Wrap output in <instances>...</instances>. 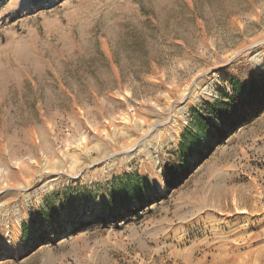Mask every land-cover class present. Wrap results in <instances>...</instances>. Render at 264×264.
I'll return each mask as SVG.
<instances>
[{"label":"rangeland","instance_id":"rangeland-1","mask_svg":"<svg viewBox=\"0 0 264 264\" xmlns=\"http://www.w3.org/2000/svg\"><path fill=\"white\" fill-rule=\"evenodd\" d=\"M0 69V264H264V0H0Z\"/></svg>","mask_w":264,"mask_h":264},{"label":"trees","instance_id":"trees-1","mask_svg":"<svg viewBox=\"0 0 264 264\" xmlns=\"http://www.w3.org/2000/svg\"><path fill=\"white\" fill-rule=\"evenodd\" d=\"M232 102L214 104L211 112L218 119L220 126H226L228 132L235 131L240 125L255 117L264 109V74L262 82L250 79L248 84L232 83ZM219 129V131H221ZM184 157L191 155L188 146H181Z\"/></svg>","mask_w":264,"mask_h":264},{"label":"bare ground","instance_id":"bare-ground-1","mask_svg":"<svg viewBox=\"0 0 264 264\" xmlns=\"http://www.w3.org/2000/svg\"><path fill=\"white\" fill-rule=\"evenodd\" d=\"M33 47H34V46H33ZM33 47H32V48H33ZM29 48H30V47H29ZM35 48H36V47H35ZM36 49H37V48H36ZM32 50H33V49H32ZM30 52H31V49H30ZM15 53H16V52H15ZM35 53H36V52H35ZM36 55H37V54H36ZM31 57H32V56H31ZM31 57H30V58H31ZM35 59H36V58H35ZM10 60H11V59H10ZM23 60H24V59H23ZM38 62H40L39 59H38ZM32 65H33V64H32ZM8 67H9V66H8ZM4 69H5V68H4ZM0 70H1V69H0ZM3 73H4V70H3ZM8 80H9V79H8Z\"/></svg>","mask_w":264,"mask_h":264}]
</instances>
